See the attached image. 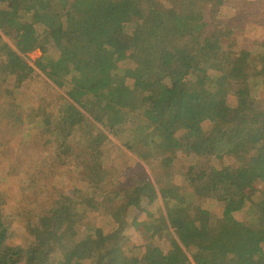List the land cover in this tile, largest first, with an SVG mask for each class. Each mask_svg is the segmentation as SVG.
I'll use <instances>...</instances> for the list:
<instances>
[{
	"label": "trees",
	"instance_id": "1",
	"mask_svg": "<svg viewBox=\"0 0 264 264\" xmlns=\"http://www.w3.org/2000/svg\"><path fill=\"white\" fill-rule=\"evenodd\" d=\"M84 3L0 0V66L7 74L0 76V92L4 88L19 101L26 95L21 85L35 75H44L56 91L48 89L28 114L36 121L34 134L44 140L38 146L44 157H32L34 172L41 164L49 179L53 163L48 155L79 158L74 146L83 140L98 144L102 176L114 171L121 149L127 166L115 180L124 176L125 182L99 189L96 172L83 167L87 174L79 172L71 199L62 193L70 183L61 190L42 184L47 195L55 192L52 201L25 197L15 209L4 191L8 179L3 171L0 264H60L56 252L66 264H264V97L255 88L264 84V50H253L254 37L248 34L263 30L264 0ZM34 25L40 33L25 42ZM241 30L253 46L251 59L239 52ZM75 34L91 61L72 59ZM34 49L41 54L32 64L25 55ZM147 56L157 58L155 66ZM104 61L109 73L102 69ZM86 98L103 105L106 114L100 117L109 127L83 110ZM15 109V121L0 111V132H11L8 142L25 130L24 104ZM83 122L91 126L88 131ZM101 128L114 142L97 139ZM143 138L153 153L167 143L183 147L192 163L166 156L156 160L164 168L152 172L147 161L151 174L132 178L136 157L124 144ZM17 163L19 157L9 168ZM38 179H32L33 185ZM80 190L82 199L73 209L72 193ZM106 198L122 205L109 217H83L89 215L85 209L104 210ZM154 213H159L158 223L143 225L153 239L136 244L129 228ZM23 228L29 240L40 235L38 244H9Z\"/></svg>",
	"mask_w": 264,
	"mask_h": 264
},
{
	"label": "rangeland",
	"instance_id": "2",
	"mask_svg": "<svg viewBox=\"0 0 264 264\" xmlns=\"http://www.w3.org/2000/svg\"><path fill=\"white\" fill-rule=\"evenodd\" d=\"M63 2L67 0H62ZM80 5H84V0H76ZM263 30L260 33H248L250 35H253L254 40L252 41L253 46L251 47V42H248V37L245 35L242 30L237 33V36H240V46H239V52L241 54H248L249 57L248 59H251L252 53L249 51L259 49L264 50V25L262 26ZM40 31L38 30L37 25H34L31 27L27 32H26V39L29 40L30 38L34 37L35 35L39 34ZM80 39L81 36L79 34H75L70 38V43L72 47V59L76 62L80 63H86L89 60V57L85 55V53L81 49V44H80ZM40 51L38 49L30 50L26 52V56L29 57L27 59L28 61L32 60L33 63L35 64L36 58L40 55ZM147 62L151 66H155L157 62V58L147 56ZM31 64V65H32ZM102 69L104 73H109L110 67L109 63L107 61H104L101 63ZM48 71H51V69H48ZM0 76L3 78H7V74L3 72V67L0 66ZM54 75H52L53 77ZM26 81L24 84L21 85V89L23 88L24 85V92L26 93L25 97L22 96V99L17 101L14 99V97H11L10 95H7L4 93V88L2 92H0V111H4V115L6 118L15 121V119H12L14 116V112L18 114V111L15 109L20 105V103L24 104V110L26 114L23 113L25 123V130L23 132V135L21 138L15 137L13 138L10 142H8V138L11 136V132H0V175L3 173H6L7 175V183L8 186L4 190L5 193L11 198L10 202L11 204L17 208V205L20 203L21 204V199L25 197H32L33 199H40V200H49L52 201L55 196L54 194L47 195L46 193L43 192V187L42 184H49L50 187H54V184L59 185V189L61 190L67 182L70 183V186L64 189L62 191L64 196H67L65 198L71 199V195H69L72 184H76L79 180L81 181V177H79V172L81 173L84 172L85 176L87 174V171L83 170V167H89L92 171L96 172V179L100 180V184L102 187L99 186V189H106L108 190L109 187L115 183H117L119 186H123V183L125 182V177L121 176L118 178V180H115L118 171L122 170L123 168L126 167V161L127 159L125 154H122V151L118 152V156L115 159V164L117 165L116 168L114 169L113 172H111L109 175H104L103 174V169L104 165L102 164V161L100 158L96 157L95 155V149L97 148L96 142L95 143H88L86 141H80L77 143L76 146H74V149L76 150V153L78 154L79 158H70L68 160H63L62 158L59 159H54V156H49L47 161L49 163H53L51 165L52 171L51 172V177L47 179L46 177H43V169L44 167L40 164L38 168V172H34L31 167L35 165L36 161L32 159V157H36L38 160H41L44 155H42V149L38 147L40 144L43 143V139H41V135H35V127H36V121L34 119H30L28 114L33 110V108L36 107L35 103H39L41 101V96L44 95L50 89V92L56 93L55 90H51V82L44 77V75L38 76L35 75L34 78H31L30 76L26 77ZM51 81L52 78H50ZM30 82V83H29ZM29 83L28 87L27 84ZM54 84V83H53ZM257 95H259L261 98L264 97V84H258L256 87ZM26 98V99H25ZM63 98H60V101H62ZM35 104V105H32ZM82 107L85 112H89V115L96 116L98 115V118L100 119L101 123H104L107 127H109V123L102 119L106 113L104 110V107L101 103H91V101L86 98L82 102ZM14 108V109H11ZM11 109V110H7ZM45 112L49 115V112L44 109ZM12 116V117H11ZM101 116V117H100ZM2 119V118H1ZM3 120V119H2ZM91 120L93 121L92 117ZM4 122V120H3ZM85 127V129L88 131L90 129V125L88 122H83L82 128ZM49 128V126H48ZM108 129V128H107ZM96 137L97 139L101 141H108L109 143L114 142V139H112L111 135H109L104 129L101 128V130L96 132ZM20 140V141H18ZM34 143V145H31L30 148H22L20 151H16V148L19 147H25L24 144H31ZM3 143L8 144L5 146ZM20 144H23L21 146ZM124 144V147H129L131 149V154L133 157H136V160L131 163L133 169L132 171V178L134 176H138L140 172L144 174L150 175V167L146 165L145 163L148 161L149 165L152 167L151 171L159 170L161 168H164L162 166L161 162H156V160H159L161 158H164L166 156H175L178 157L180 160H182V163H192V156L183 147L176 146L171 143L165 144V146L162 147V149H158L156 153H153L151 150V146L149 144V141L147 138L140 139L138 141V144H133L131 145H126ZM123 147V146H122ZM18 154H17V153ZM31 152V153H30ZM19 157V163L15 165L13 168H9L11 164L15 161V158ZM28 158V159H27ZM27 159V160H26ZM18 162V161H17ZM41 162V161H40ZM145 162V163H144ZM156 164H158L156 166ZM50 166V165H49ZM154 166V167H153ZM87 169V168H86ZM128 171V170H127ZM126 171V173H127ZM164 172V170H163ZM35 173V174H34ZM124 175V174H123ZM127 175V174H126ZM128 177V176H126ZM27 178V180H25ZM33 178H39L40 182L38 184L33 185L34 181L32 180ZM132 179L129 178L128 181H131ZM79 181V182H80ZM150 189V188H148ZM79 194L72 193V200L76 199V203H73V209H76L78 206V201L82 199V190L78 191ZM106 205L104 210L97 209V210H91L87 211L85 209L86 214L89 215H83L84 218L89 219V221H92V217L90 215H97V216H103V217H109V215L112 213L114 214L115 211L118 210V208L122 205L121 201H113L111 202L110 199L106 198L105 199ZM122 210H125L124 208ZM159 213H154V215L149 218L146 222L142 223L140 221L136 222L135 224L131 225L129 228L132 232L133 235L132 237L134 240H136V244H141L147 241H151L153 238V233L150 228L145 229L143 225L145 223H158L159 221V216L156 215ZM29 222V218L27 220L25 219L23 221V227L26 226ZM84 226V233L91 234V231ZM90 231V232H87ZM27 232L24 230H21L20 234L12 237L9 240V244L13 246L17 245H36L40 241V235H36L33 237L32 240H29L27 238ZM55 257L57 261H59L60 264H66L69 263V261L66 260L65 256L62 253L56 252ZM246 264H252L247 262Z\"/></svg>",
	"mask_w": 264,
	"mask_h": 264
}]
</instances>
